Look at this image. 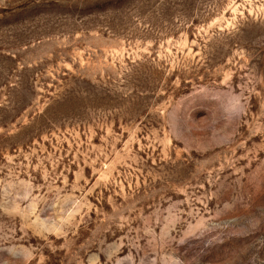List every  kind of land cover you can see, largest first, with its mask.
I'll use <instances>...</instances> for the list:
<instances>
[{"label": "rangeland", "instance_id": "rangeland-1", "mask_svg": "<svg viewBox=\"0 0 264 264\" xmlns=\"http://www.w3.org/2000/svg\"><path fill=\"white\" fill-rule=\"evenodd\" d=\"M0 264H264V0H0Z\"/></svg>", "mask_w": 264, "mask_h": 264}]
</instances>
